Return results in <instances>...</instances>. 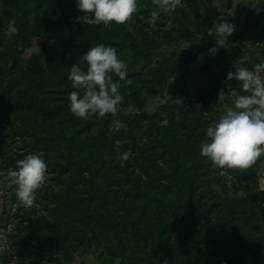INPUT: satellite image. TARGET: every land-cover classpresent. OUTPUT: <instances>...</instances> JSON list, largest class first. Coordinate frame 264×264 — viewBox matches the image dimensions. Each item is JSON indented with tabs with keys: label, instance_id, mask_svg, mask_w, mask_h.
Returning a JSON list of instances; mask_svg holds the SVG:
<instances>
[{
	"label": "rangeland",
	"instance_id": "rangeland-1",
	"mask_svg": "<svg viewBox=\"0 0 264 264\" xmlns=\"http://www.w3.org/2000/svg\"><path fill=\"white\" fill-rule=\"evenodd\" d=\"M53 1L0 0V90L8 87L11 99L21 91L32 93L29 86L35 78L34 70L44 68L50 78L59 79L70 72L72 64H82L79 56L83 48L94 44L82 35L63 48L47 50V43L59 40L55 34L50 39L46 37L52 33L49 24L57 26L53 23L58 20L63 25L75 24L78 16H63L69 13L65 6L72 3L79 9L76 0H59L58 13L54 11L49 17V2ZM184 7L182 0L175 10L162 12L153 24L151 11L157 5L153 0H139L138 10L131 17L137 29L116 22L108 26L110 34L124 45L118 54L128 62V75L137 92L133 91L134 86L126 90L124 85L120 89L124 99L116 114H90L87 118L74 114L75 121L63 124L61 135L71 138L76 152L70 160L63 142L47 148L36 141L34 131L22 122L24 114L9 110L0 98V264H11L13 259H19L20 264H101L104 244L78 225L59 227L69 223L71 216L70 210H63L60 204L64 198H81L82 206H96L107 213L110 203L104 202L103 196L120 194L123 187L116 180L128 172L138 175L141 183L149 186L153 206L169 202L180 184L190 183L175 195L173 209L176 218L183 219V231L192 232V237L197 238L192 243L193 262H207L209 257L203 258L201 254L216 238L235 244L237 233L242 232L264 252V194L249 202L245 191L235 192L233 183L239 177L235 168L217 167L200 154L207 122L217 120L224 106L234 101L232 85L220 74L227 66L218 63L220 51L228 50L238 56L247 53L253 56L255 64L264 61V0H206L201 4L202 13L209 20L206 29L198 26ZM221 19L237 26L226 47L218 45L214 33L215 23ZM14 28L18 30L13 31ZM140 31L149 37V44L139 43ZM205 67L207 72L200 73ZM221 88L226 93L219 100ZM47 90L36 94L46 103H54L58 93ZM208 109L213 111L212 116ZM117 118L126 121L127 127L114 131L112 125ZM120 135L125 136L124 143L106 165L89 155L94 141L102 139L106 150L107 142H114ZM129 148L133 155L121 161L120 153ZM175 149L183 155L189 153L186 158L192 156L188 167L180 173L176 170ZM29 152L44 156L48 178L37 190L34 204L24 207L18 203L8 172L16 166L17 159ZM55 160L63 166L54 165ZM78 160L85 178L95 183L92 196L87 190L80 193V182L69 185L66 178ZM245 169L237 168L238 172ZM256 169L258 191H264V153ZM244 175H240L241 179ZM254 264H264V257Z\"/></svg>",
	"mask_w": 264,
	"mask_h": 264
},
{
	"label": "trees",
	"instance_id": "trees-1",
	"mask_svg": "<svg viewBox=\"0 0 264 264\" xmlns=\"http://www.w3.org/2000/svg\"><path fill=\"white\" fill-rule=\"evenodd\" d=\"M205 2L206 0H184V11L193 15L197 25L204 29L209 26V20L204 16L201 9V4ZM59 5V0L49 2V6L52 9L49 17L52 16L54 11L56 14L58 13ZM65 9L69 11L68 14H63L66 19L79 17L84 12V10L77 9L72 3L65 6ZM79 21L77 19L75 24L68 22L67 25H63L62 21L58 20L57 23H53L57 26L49 24L48 29L52 33L46 37L50 39L55 34L59 40L54 44L47 43L49 45L47 50L53 51L63 48L73 38L82 35L90 39L94 44L103 42L114 45L118 51L124 47L123 43L118 41L116 35L110 34L111 28L108 26L103 28L102 23L100 25H90L86 24V22L80 24ZM123 25L136 28V23H134L132 18L124 22ZM137 39L142 45H147L150 41L149 37L144 36L141 31L138 32ZM86 50V47L83 48L81 54ZM242 57H247V59L242 60ZM217 58H220L219 64H227V66L223 67V72L220 73L224 75L223 79L229 82L233 89L243 92L240 82L235 77L230 80L227 79V73L229 70H235V62L253 68L255 65L253 56L251 57L247 53L238 56L228 50L226 52L221 50L220 56ZM165 60L166 58L163 61ZM207 70L206 67L202 68L200 73L207 72ZM32 75L35 78L32 80L31 86H29L32 89L31 94L28 95L26 92L23 93L21 91L19 96H13L11 99L9 88L4 86L0 90V98L6 103V108L24 114L22 122L34 131L37 138L36 141L39 140L47 148L54 144L59 146L63 142L62 147L68 150L67 159L70 160L76 154L73 142H70L71 138L61 135L63 124L75 121L74 113L69 107L68 92L72 90V81L69 79V73L63 74L59 79L50 78L45 69L42 68L38 71L34 70ZM128 77L131 79L130 75ZM124 85L126 90L134 86L133 82L129 84L122 81L120 89H123ZM41 89H48L49 93H58L53 98L55 102L46 103L45 100L41 99L36 94ZM136 89L137 86L135 85L133 91L137 92ZM207 111L211 116L213 115L211 109ZM210 122L208 121L207 123L210 124ZM124 137V135H120L117 138L123 140ZM101 141L102 139H100V142L94 141L89 146L88 152L97 163L106 165L111 160L112 153L118 152L119 148L115 142H107L108 148L104 150L105 146ZM91 148L93 150H90ZM175 155L176 160L178 159L176 170L180 173L185 167H188L189 161H192V156L190 154L189 158H186L189 153L183 155L176 149ZM260 158L261 156L245 170L238 172L237 168H235L236 176H239L237 182L233 183L235 192L245 191L248 194L247 199H249V202H253L256 197L264 194V191H258L257 187L258 172L256 167ZM81 160L74 164L66 178L70 181L69 185H72L73 182H80V193L83 190H87L89 196H92L95 183L85 178L81 171ZM60 164L61 162L58 160L54 161V165L59 166ZM60 166L63 165L61 164ZM60 170H64V168L60 167ZM243 173L245 175L241 179L240 175ZM115 178H118V176H115ZM246 178L248 181L251 179V181L246 182ZM116 181L123 188L120 194L113 193L110 196H103V201H109L110 203V210L107 213L96 206L92 208L90 205L82 206L81 198H72L71 200L64 198L62 204H60L63 210H70L71 216L69 223L66 221L65 224H60L59 227L67 228L69 224L78 225L81 230L88 232L95 241L104 244L105 248L101 264H223V260H217V258L233 260L239 264H254L256 259L264 257L263 250L250 242L249 235L242 232L237 233L235 244L224 243L220 238H216L210 243L207 251L201 254L203 258L207 259L209 257L207 262H201V260L193 262L191 258L192 243H195L197 238L195 236L192 237V232L183 231L184 226L181 224L183 219L176 218L173 209V206L175 207V195L182 191L184 187L189 186L190 183L180 184L177 190L168 198L169 202L153 206V196L149 191V186L142 184L138 175L128 172ZM225 197H227V193ZM190 237L192 238L190 239ZM240 260L243 261L240 263ZM228 264L233 263L228 262Z\"/></svg>",
	"mask_w": 264,
	"mask_h": 264
},
{
	"label": "clouds",
	"instance_id": "clouds-1",
	"mask_svg": "<svg viewBox=\"0 0 264 264\" xmlns=\"http://www.w3.org/2000/svg\"><path fill=\"white\" fill-rule=\"evenodd\" d=\"M157 8L151 11L150 20L154 24L162 12L175 10L182 0H153ZM83 14L77 19L86 24L110 26L112 22L124 23L138 10L139 0H76ZM171 24V21H169ZM236 25L226 19L215 23L217 43L228 46V37ZM18 29L14 28L13 31ZM81 63L72 64L69 79L72 90L68 92L70 110L78 117L87 118L90 114L103 117L116 114L123 101L122 81L131 83L128 77V62L121 58L114 45L103 42L92 44L79 56ZM246 60L247 57H242ZM118 77V78H114ZM235 77L243 92L232 89L234 101L226 104L217 120L209 124L206 137L200 141V154L220 168H248L264 153V61L253 68L235 62V70H229L227 79ZM225 90H219V100ZM127 122L116 119L112 128L119 131L126 128ZM117 146L124 143L117 138ZM133 155L131 148L119 155L127 161ZM15 167L8 172L10 183L15 185L18 203L30 207L36 201L38 189L47 181L48 163L40 152H29L15 161ZM11 264H20L13 259ZM223 264H228L225 260Z\"/></svg>",
	"mask_w": 264,
	"mask_h": 264
}]
</instances>
